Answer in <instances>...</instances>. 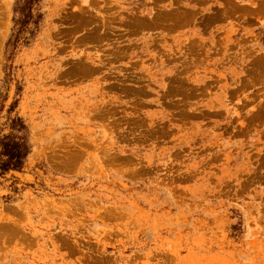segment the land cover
Returning a JSON list of instances; mask_svg holds the SVG:
<instances>
[{
  "label": "rangeland",
  "instance_id": "rangeland-1",
  "mask_svg": "<svg viewBox=\"0 0 264 264\" xmlns=\"http://www.w3.org/2000/svg\"><path fill=\"white\" fill-rule=\"evenodd\" d=\"M17 151L0 264H264V0H0Z\"/></svg>",
  "mask_w": 264,
  "mask_h": 264
},
{
  "label": "trees",
  "instance_id": "trees-1",
  "mask_svg": "<svg viewBox=\"0 0 264 264\" xmlns=\"http://www.w3.org/2000/svg\"><path fill=\"white\" fill-rule=\"evenodd\" d=\"M6 156L5 158H3ZM24 155L20 151L10 153V155H0V170L7 171L11 168H19Z\"/></svg>",
  "mask_w": 264,
  "mask_h": 264
}]
</instances>
